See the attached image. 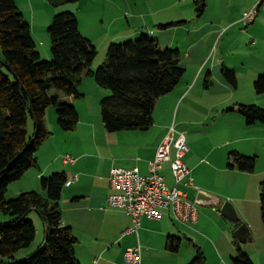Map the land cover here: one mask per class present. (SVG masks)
Returning <instances> with one entry per match:
<instances>
[{"label":"crops","instance_id":"0c3cea01","mask_svg":"<svg viewBox=\"0 0 264 264\" xmlns=\"http://www.w3.org/2000/svg\"><path fill=\"white\" fill-rule=\"evenodd\" d=\"M28 1L35 10L34 0ZM178 1L180 0H168V3L160 4L162 10L170 8L172 12L160 16L159 23L158 21L155 23V29L149 31L150 27L146 26V29H143V25L141 27L140 24L133 22L134 26L129 25L130 28L126 31H120L118 35L113 36V39L133 38L132 34H137L139 30L130 32L129 29L138 28L151 35L156 31L158 34L156 38L160 43L159 35L167 27L173 30L183 27L181 31L185 30L184 38L178 40L175 37L176 40L174 39L178 47L172 48L180 50V64L187 72L185 71L186 74L174 90L157 99L153 113L154 122L149 129L117 131L108 139L107 149H103V144H100L101 135L108 138L109 133L112 132L108 131L104 125L101 99L108 95L110 90L102 88L88 78L89 76L84 78L80 87L83 93L81 97L61 93V97L75 104L79 111L80 120L75 129L63 130L59 126L58 114L54 108L50 106L51 108L47 110L46 124L52 134L46 138L37 151L39 166L37 167L38 172L33 175L36 180H34L36 182L34 189L47 196V191L42 188L40 179L56 171H65L68 181H72L70 184L66 183L62 191L60 201L63 213L62 223L64 226L71 227L78 238L75 251L81 264H125L126 251L139 245L142 250V264H187L196 255L195 245L203 249L207 256L206 264H231L226 256L234 254L232 256L234 257L237 254L235 246L238 241L247 245L243 248L249 256H252L249 250L250 244L257 242L258 234L264 236V222L257 218H255L256 222L252 220L250 212L252 209L245 200L232 193L223 194L210 181L201 178L203 175L217 173L223 176H232L235 172L244 173L230 165L232 161L230 153L238 150L253 155L258 147L259 126L257 122L249 124L239 111V104H251V101L232 100V96L237 94L236 90L241 87L240 78L237 77L235 82L231 81L232 83L225 78H219L220 81L216 82L210 78L198 87L204 70L212 61L211 53H217L219 56V59L214 61L216 63H225V54L237 48L245 49L249 54L261 52L264 54V0H207L205 12L198 15L194 9L190 19H181L185 16L184 10L173 11L178 6ZM255 6L258 8L257 16L253 20H245V13ZM153 12L156 11H152L155 15ZM157 13L161 14L158 10ZM30 19L34 33L35 17L31 15ZM176 24H178L177 28L174 26ZM107 33L108 37H111L109 32ZM183 48L186 49L183 50ZM41 53L43 54L42 51ZM44 56L51 58V50ZM190 64L194 67L192 71H188L192 67ZM225 66L224 68L232 70L231 65ZM211 71L214 75V71L212 69ZM216 83L223 89L211 93L210 89ZM232 84L236 90L233 89ZM87 87L94 88L98 98H96V103L87 104L84 107L83 101L89 95ZM249 90H252L251 85ZM172 126L179 131L189 133L192 137L184 160L194 176V188L197 191L204 189L219 195L222 203L227 198L232 200L241 224L246 223L249 228L245 236L243 235V238H247L244 241L236 235V230L241 225H237L239 220H228L219 207L213 205H202L201 207L193 200L198 208V221L194 224L195 227L188 228L185 233V237L192 243V246L183 250L181 244L180 250L173 252L167 249L168 236L170 234L182 236L170 212L164 211L161 218L143 216L138 231H135L130 230L135 224L133 217L126 211L109 205L108 195L111 191L112 168L116 166L138 167L142 174H148L150 161L156 156L159 145ZM61 136L63 137L62 142L58 140ZM62 143H65L64 146L58 147ZM112 144L115 146L110 147ZM92 145L93 149H91ZM121 149L125 150L122 154L119 153ZM49 151L55 152L52 158L46 155ZM105 151L109 154L104 155ZM67 154L73 156L75 161L65 162L62 156ZM173 156H175V148ZM161 172L170 186L176 185L170 161L164 163ZM262 174L264 175V171ZM24 190L26 189L21 188L18 192ZM256 201L259 202L258 199ZM257 203L254 202L255 207ZM259 206H261L260 203ZM253 211L257 217L256 209L254 208ZM43 226L45 232L39 244L32 246L27 256L45 243L46 226L44 222ZM233 233L235 238H233ZM37 234H39V229H37ZM223 250H226V256Z\"/></svg>","mask_w":264,"mask_h":264},{"label":"trees","instance_id":"16d2710c","mask_svg":"<svg viewBox=\"0 0 264 264\" xmlns=\"http://www.w3.org/2000/svg\"><path fill=\"white\" fill-rule=\"evenodd\" d=\"M49 1L54 7H62L79 0ZM206 4L207 0H195L198 15L205 12ZM48 31L52 56L46 59L38 49L32 23L26 19L17 0H0V211L11 216L9 223L0 221V264H81L75 251L78 238L71 227L62 223L60 201L68 181L65 171L41 178L47 197L40 191L30 190L13 199L7 198L9 186L22 179L30 168L39 166L37 151L52 134L46 124L48 108L54 105L63 130L77 127L79 111L61 93L81 97L84 78L95 76L99 86L110 90L101 99L106 129L110 132L146 130L154 122L157 99L174 90L186 71L180 64V50L161 48L159 40L148 33L112 42L104 63L94 69L98 47L81 32L78 15L69 10L56 13ZM224 72L231 81H236L232 70L224 68ZM255 88L264 92V73L255 80ZM239 111L249 124L264 123L261 106L239 104ZM30 120L35 124L32 134ZM230 157V165L240 171L256 169V155L233 150ZM260 187L264 222V180ZM33 210L39 211L46 226L45 243L27 259L15 261L16 254L31 246L37 237V227L29 217ZM240 224L239 220L237 225ZM181 244L182 237L168 236V250L177 252ZM195 246L196 255L187 264H206L203 249ZM233 262L254 264L239 242Z\"/></svg>","mask_w":264,"mask_h":264},{"label":"rangeland","instance_id":"374dc122","mask_svg":"<svg viewBox=\"0 0 264 264\" xmlns=\"http://www.w3.org/2000/svg\"><path fill=\"white\" fill-rule=\"evenodd\" d=\"M17 3L20 6L21 10L23 11V14L29 19V21H31L30 19L31 15L35 17L34 37L37 40L38 49L42 51L44 55H47V53L50 52L51 50V37L49 35L48 28L51 25L55 14L60 11H65V10L75 12L78 15V18L80 19V22H81V32L84 33L86 36L88 35L87 37H89L98 47L97 48L98 53L93 62L94 69H98V67H100L104 63L107 57L108 47L112 42H123L128 39H132L131 37H127V38L121 37V38L113 39V36L115 34H117L120 31H123V32L126 31L128 28H130L129 25L134 26L133 22L135 24H140V26L143 25V27L141 26L143 29H146V26L150 27L149 31H151L152 29L156 28L155 23L157 21L159 23L160 16H163L164 14L172 12V9L170 8L167 10H162L160 8V4L163 5L165 3H168V0H79L78 2H71V3L65 4L62 7H54L50 3L49 0H34L35 10L33 9V6H31L28 0H17ZM194 9H196L194 0H187V1L180 0L178 1V6L175 9H173V11L181 12L182 10H184L183 14H185V16H183L184 18H181V19H190L192 18L191 12ZM157 10L160 11L161 14H158ZM152 11H156V12H153L155 13V15L152 14ZM150 14H152V16H150ZM178 21H175V22L173 21V22L177 23ZM177 25L178 24L174 25L175 28H177ZM181 28L183 27H180V29L173 30V29H168L167 27L165 30H162L163 33L159 35L160 43H161L160 46L163 48L178 47L174 39L175 37L176 39L178 38V40L184 38L183 32H185V30L181 31ZM143 29L135 28L134 30L132 29H129V30L130 32L139 30L137 31L138 32L137 34H132L133 38H137L140 35H142V33H144L143 31H141ZM107 32H109L111 37H108ZM125 33H122V34L126 36ZM154 33L155 34H152V36L153 35L154 37L158 36L156 31ZM115 39L117 40L115 41ZM185 49L186 48H183V50ZM210 56L213 57L212 61L208 64V66L204 70L203 78L200 81V84L198 85V87L201 86V83L203 81L205 82L206 80L210 78L213 79L215 82L220 81L219 78H225L231 82L228 74L224 72V66L226 65L225 67H229V65H231L232 70H234L233 72L235 73V76L237 78H240V82H241V87L238 90H236L234 85L232 84L233 89H235L237 93L236 95L232 96L233 97L232 100L233 99L249 100L251 101L250 102L251 104H256L264 108V92L262 93L258 92L254 85L255 79L259 77V75L264 73V59H262L264 58V54L262 52L256 53V54H249L248 52L245 51V49L237 48L233 50V52L229 54H225V58H226L225 63L214 62L216 59H219V56L217 55V53L215 54L211 53ZM44 57L46 58V56ZM214 66H217V67L214 68ZM193 69L194 67L192 65V67L188 71L190 70L192 71ZM211 69L214 71V75H212ZM88 78H91L93 82H96L95 76H89ZM252 78L254 80H252ZM251 80L253 81V83H251L252 82ZM217 83L219 84V82ZM217 83L215 84V86L211 87L210 89L211 93H215V90L223 89V87H219ZM250 85L252 86V90L248 91V89H250ZM87 89L89 91V95L87 99L83 101L84 107H86L87 104L92 105L96 103V98H98L97 91H95L94 88L87 87ZM54 92L55 90H52V93ZM255 101H258V102H255ZM51 107H53L54 111L57 113V110L54 107V105H52ZM257 124L259 126L258 138H257L258 147L254 151L253 155H256L258 157V163H257L258 168H256L253 172H250V173L245 172V171H243L244 173H241V174L235 172L232 176L231 175L223 176L222 174L217 173V174H211V175L210 174L203 175L201 176V178L210 181L212 185L218 187L220 192L222 191L221 193L223 194L232 193L236 195V197H239L240 199L245 200L246 203L250 205V209H252L250 210V212L252 213V220L256 222L255 218H257L258 220H262L263 222L262 214H261V206H259V203H260V190H261L260 181L264 180V175L262 174L264 171V123L258 121ZM34 125L35 124L33 123V121L30 120L29 130L31 134L33 132ZM113 133H116V132L109 133L110 135L108 138L101 135L100 139L102 140L100 141V144L101 143L103 144L102 146L103 149H107V144L109 142L108 139L111 138ZM186 137H187L188 146H190V140L192 137L190 136L189 133H186ZM62 139L63 137L61 136L59 137L58 140L62 142ZM188 139H189V142H188ZM64 144L65 143H62L58 145V147H63ZM114 146L115 145L112 144L110 147H114ZM91 149H93V145ZM124 151H125L124 149H121L119 153L122 154L124 153ZM54 154H55L54 151L53 152L49 151L47 152L46 155L49 158H52ZM103 154L108 155L109 152L105 151ZM63 156H62V159H63ZM37 172H38V168L34 166L26 172V174L24 175L22 179L13 182L9 186V190L7 192V198L13 199L15 197H18L23 192V191L18 192L21 188L26 189L27 191H30V190L37 191V189H34V183L36 182H34L35 179L33 177V175L36 174ZM52 173L50 174V176L52 175ZM40 184H41V179H40ZM179 188L187 193L189 199L195 200L198 191L194 188V186L188 187V185H186L183 182L179 185ZM214 195L219 196L217 194H214ZM223 197H226V196H223ZM257 199L259 201L258 203L256 201ZM227 201L231 202L234 205L231 199L227 198L225 202ZM254 202L257 203L256 207L254 205ZM197 205L202 207V205L198 203ZM254 208L257 211V217L254 214V211H253ZM10 217H11L10 215H7L3 213L2 211H0V221L2 223H9ZM29 217L34 220L37 229H39V234H37V237L32 242L31 246L22 249L16 254L15 259H14L15 261H22V260L27 259L29 257L27 256L28 250H30L32 246H34L35 244L37 245L39 244V241L45 232L42 218H41L39 211L37 210L31 211L29 214ZM228 220L230 219L228 218ZM177 224L179 226L178 231L180 230V235L183 237L182 246H183V250H185L186 247L192 246V243H190L188 238L185 237V233H187L188 228H193L195 227V225L188 226V225L179 224V223ZM233 238H235L234 233H233ZM239 244L242 245V249L243 251H245L243 247L247 245H244V243L241 244L240 242ZM235 250L237 251V245L235 246ZM249 250L252 253V256L251 255L250 256L252 260L254 261V264H264V236L262 234L257 235V242L253 245L250 244ZM223 254L225 256L227 255L226 250H223ZM233 255L231 256L228 255L229 257L226 256L229 262H231V264H234L233 257H232Z\"/></svg>","mask_w":264,"mask_h":264},{"label":"built area","instance_id":"2783aa9c","mask_svg":"<svg viewBox=\"0 0 264 264\" xmlns=\"http://www.w3.org/2000/svg\"><path fill=\"white\" fill-rule=\"evenodd\" d=\"M257 14L258 8L255 6L245 13L244 19L253 20ZM174 148L175 156H173ZM188 151L186 133L172 126L159 145L156 156L150 161L148 174H142L138 167L116 166L112 168L108 203L112 207L126 211L133 217L135 224L130 230L138 231L143 216L161 218L164 211L170 212L177 223L188 226L197 223L196 203L179 188V184L183 182L194 186L191 170L184 160ZM63 159L65 162L75 161V158L69 154L63 156ZM166 161L171 162L175 186H170L161 172ZM71 182V180L67 181V184ZM125 264H142L140 245L126 251Z\"/></svg>","mask_w":264,"mask_h":264},{"label":"water","instance_id":"95a60500","mask_svg":"<svg viewBox=\"0 0 264 264\" xmlns=\"http://www.w3.org/2000/svg\"><path fill=\"white\" fill-rule=\"evenodd\" d=\"M195 202L200 205H213L220 208L221 213L229 218L232 221H238L239 217L237 214V211L234 207V205L231 202H223L220 197L211 194L210 192L199 189ZM249 228L246 223H242L240 227L236 230V235L239 239L244 241L247 238H243V235L245 236V233L248 232Z\"/></svg>","mask_w":264,"mask_h":264}]
</instances>
